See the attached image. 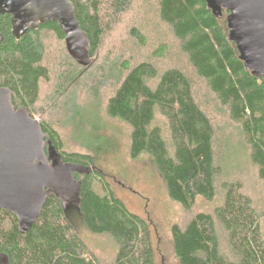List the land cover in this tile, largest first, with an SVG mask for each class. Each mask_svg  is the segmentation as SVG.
<instances>
[{"label":"trees","instance_id":"trees-1","mask_svg":"<svg viewBox=\"0 0 264 264\" xmlns=\"http://www.w3.org/2000/svg\"><path fill=\"white\" fill-rule=\"evenodd\" d=\"M70 1L90 41L92 62L88 67L80 66L64 49L67 60L59 69L53 100L73 96L86 85L89 74L99 80L98 86L92 87L97 100L100 89L112 84L106 112L131 128V158L149 155L170 198L187 211L193 210L198 199L213 202L221 196L213 212L197 213L184 227H172L179 264H264L260 228L264 217V76L254 77L239 59L236 45L229 40V12L223 10L218 19L205 0ZM149 3L155 4L160 23L170 29L193 74L179 67L159 68L146 60L135 64L122 58L103 62L104 42L120 19L131 11L139 15L148 11ZM129 30L137 43L147 44L137 27ZM48 35L65 43L58 23L50 22L17 40L11 18L0 14V88L10 91L14 110H23L34 120L42 83L51 80V69L45 62L44 39ZM156 52L163 57L167 48L162 46ZM194 76L238 128L241 142L224 136L203 107ZM70 102V120L93 155L65 150L54 123L38 122L45 154L52 150L62 164L85 170L74 173L83 226L94 235H108L115 241L114 264H156L151 223L127 208L97 167L95 153L101 154L108 147V141L96 134L101 128L96 111L99 103L95 110L87 111L74 100L64 106ZM242 152L262 184V214L244 185L230 179L229 171L241 167L237 154ZM0 255L7 264H101L79 235L63 200L53 193L26 233L16 215L0 209Z\"/></svg>","mask_w":264,"mask_h":264},{"label":"rangeland","instance_id":"rangeland-1","mask_svg":"<svg viewBox=\"0 0 264 264\" xmlns=\"http://www.w3.org/2000/svg\"><path fill=\"white\" fill-rule=\"evenodd\" d=\"M149 6L151 8L140 15L131 11L120 19L119 25L104 42L101 50L103 62L122 58L123 61L131 60L132 64H135L146 60L152 61L159 68L179 67L193 74L186 58L179 53L178 42L170 29L160 23L155 4ZM132 26L137 27L146 37V45H140L130 37L129 29ZM44 43L47 51L45 62L51 69V80L42 83L40 100L34 111L36 120L54 123L64 140L65 150L93 155L90 149L84 147L83 139L70 120L73 114L70 110L72 102L69 106H64V103L74 100L76 105L84 107L87 111L92 107L95 110L94 106L99 103L100 107L96 111L100 117L101 128L96 131V134L108 141V147L101 154L95 153L97 167L105 174L115 195L125 203L127 208L151 223L156 264H179L174 252L172 227L176 225L184 227L197 213L213 212L220 203L221 196L213 202L198 199L193 210L187 211L170 198L166 184L149 155L142 154L136 160L131 158V128L128 124L111 118L106 112L107 100L113 93L112 84H109L108 88L100 89V100H97V97L95 98L92 94V87H97L98 85L95 86V84H98L99 80H94V75L89 74L86 85L81 86L73 96L70 95L62 101L55 102L53 97H55V86L60 74L59 69L67 60V54L63 52L66 45L61 43L55 35L46 36ZM162 46L167 48V53L163 57L158 56L156 52ZM98 67L102 65L99 64ZM194 78H196L194 81L201 104L211 114L213 121L225 132L224 136H231L235 142L237 139L241 142L238 128L222 112V109L220 110V105L209 94L205 85L196 76ZM90 120L92 121V118ZM237 155L241 158V167L229 171L230 179L240 181L244 185L246 191L254 198L258 212L262 214L263 188L257 178L256 169L248 162L246 152ZM46 160L53 169L60 164L58 157L51 150L46 155ZM62 200L69 218L75 224L88 249L96 255L101 264H114L117 252L115 241L108 235L92 234L81 222L77 187L65 194ZM260 228L264 240L263 216L260 220ZM0 264H7L6 258L1 255Z\"/></svg>","mask_w":264,"mask_h":264},{"label":"water","instance_id":"water-1","mask_svg":"<svg viewBox=\"0 0 264 264\" xmlns=\"http://www.w3.org/2000/svg\"><path fill=\"white\" fill-rule=\"evenodd\" d=\"M205 1L218 19L223 10L229 12V40L236 45L246 70L260 79L264 76V0ZM0 14L11 18L17 40L47 22L58 23L69 55L80 66H90V41L70 0H0ZM76 172L85 170L61 162L54 169L50 167L39 122L23 110H14L10 91L0 88V209L16 215L26 233L50 194L62 199L75 187L79 189Z\"/></svg>","mask_w":264,"mask_h":264}]
</instances>
